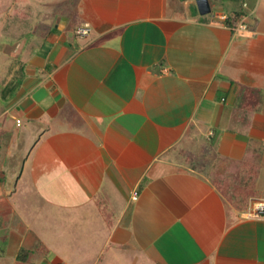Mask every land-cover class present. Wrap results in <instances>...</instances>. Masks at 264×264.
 <instances>
[{
	"label": "crops",
	"instance_id": "obj_1",
	"mask_svg": "<svg viewBox=\"0 0 264 264\" xmlns=\"http://www.w3.org/2000/svg\"><path fill=\"white\" fill-rule=\"evenodd\" d=\"M28 1L30 48L0 27V264H45L13 211L62 228L52 264H264V0Z\"/></svg>",
	"mask_w": 264,
	"mask_h": 264
},
{
	"label": "rangeland",
	"instance_id": "obj_2",
	"mask_svg": "<svg viewBox=\"0 0 264 264\" xmlns=\"http://www.w3.org/2000/svg\"><path fill=\"white\" fill-rule=\"evenodd\" d=\"M33 0H29L28 4L30 5V7L32 8L33 12L35 11H39L41 13H55V9L56 7L59 5H56V0H43L42 2L36 3V2H32ZM65 2L67 0H64ZM195 1V0H193ZM20 4H22L21 0H0V27L2 26V23L5 21L7 27L10 26L11 29L7 30V36H10L13 38L14 41H19L22 40V38L24 37L25 39L28 40V43L24 42V45L26 47L31 46V42L33 41V38L37 36V32L38 30H44L47 29V24L44 23H37V21H45V18H36L37 14H34V17L27 20V21H21V19H18V16H16L14 14V12L16 11L15 9H18V7L20 6ZM66 4H68L66 2ZM10 7V15L6 18L5 17V11L2 10L4 9V6ZM17 8H14L16 7ZM3 7V8H2ZM55 10V11H54ZM14 11V12H13ZM7 20V21H6ZM51 23L53 22V19L51 18ZM50 25V24H49ZM22 27V29H21ZM49 27V26H48ZM23 30V34H21ZM23 38V39H24ZM4 46L5 49L0 50V54H2L3 58L7 57V59H11L14 51L12 50L13 47H17L18 44H10L8 42H6L4 39L0 40V47ZM12 47V48H11ZM30 50V49H29ZM30 51H28V53H30ZM24 53H26V50L24 51ZM12 55V56H11ZM0 60H2L0 58ZM15 60V59H14ZM4 213V211H2ZM8 212V211H7ZM6 214V213H5ZM19 213L18 211H13V213H7V218L6 221L9 223V225H12L14 228L12 230V242L11 244L13 246L17 245L19 243L17 238L21 237V240L23 239L22 243L24 246H26L27 248H30L31 245V240L35 237V236H39V238H41V240L45 243V247L47 248L46 252H43L42 254L45 255V264H52L53 262L52 257L54 255V253L57 252V254H66L68 255L69 251L72 250V246L71 243H68V239L66 241H64L62 239V237L64 238V236L66 238H68L66 235H58V233L55 231L61 230L62 228L57 227V225L55 223H53V219L49 218V217H45L41 222L38 221H34L32 223H25L22 224L23 222H20L21 217L18 216ZM3 217L0 218V224H3ZM22 221V220H21ZM35 224V225H34ZM9 227H7L5 229V227L0 226V237H2L1 239V245L2 247L8 248L10 246L9 241H8V236L10 234H8V229ZM5 229V230H4ZM7 230V234L5 233V231ZM11 233V232H9ZM7 235V236H6ZM4 237H6L7 239V243H5ZM64 242H66L69 245H65L64 247ZM71 246V248H70ZM62 248V252L59 253L57 251V249ZM42 256H40L37 260L36 257L32 256L30 257V260L28 261V264H34L35 262L37 263V261H40V259ZM62 257V256H61Z\"/></svg>",
	"mask_w": 264,
	"mask_h": 264
},
{
	"label": "built area",
	"instance_id": "obj_3",
	"mask_svg": "<svg viewBox=\"0 0 264 264\" xmlns=\"http://www.w3.org/2000/svg\"><path fill=\"white\" fill-rule=\"evenodd\" d=\"M233 29L236 33H240V34L248 33L247 26L243 22H239ZM88 32H89L88 25L77 27L75 29V33L78 36H84ZM136 198H137V193L134 192L132 195V199L135 200ZM249 213L250 215H253V216L264 215V201H256L252 203L251 206L249 207Z\"/></svg>",
	"mask_w": 264,
	"mask_h": 264
},
{
	"label": "trees",
	"instance_id": "obj_4",
	"mask_svg": "<svg viewBox=\"0 0 264 264\" xmlns=\"http://www.w3.org/2000/svg\"><path fill=\"white\" fill-rule=\"evenodd\" d=\"M241 18V13L237 12L231 16H227L224 20L225 24L230 26V27H234L238 21ZM37 248L35 249H31V248H20L19 252H18V259L20 260H27L33 253L34 251H41V252H46L47 248L44 246V244L41 241H38L37 243Z\"/></svg>",
	"mask_w": 264,
	"mask_h": 264
},
{
	"label": "water",
	"instance_id": "obj_5",
	"mask_svg": "<svg viewBox=\"0 0 264 264\" xmlns=\"http://www.w3.org/2000/svg\"><path fill=\"white\" fill-rule=\"evenodd\" d=\"M196 5L200 14L209 13L211 10L208 0H196Z\"/></svg>",
	"mask_w": 264,
	"mask_h": 264
}]
</instances>
